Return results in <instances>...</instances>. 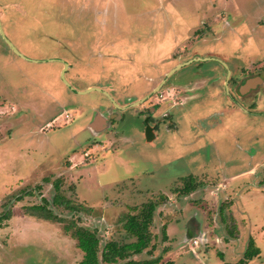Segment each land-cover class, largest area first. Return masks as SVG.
Instances as JSON below:
<instances>
[{"label":"rangeland","instance_id":"374dc122","mask_svg":"<svg viewBox=\"0 0 264 264\" xmlns=\"http://www.w3.org/2000/svg\"><path fill=\"white\" fill-rule=\"evenodd\" d=\"M3 1L14 6L0 2L8 39L39 59H57L23 60L0 34V264H79L82 260L83 252L63 223L25 212L26 207L42 203V198L50 201L56 214L97 229L101 248L109 241H135L124 226L128 216L154 201L158 205L150 230L156 245L153 257L162 256L159 264H236L244 258L250 238L261 253L246 264H264V117L260 116L264 113L249 112L251 116L244 120L234 112L231 118L226 114L216 120V116L210 119L212 126L205 123L188 136L168 137L164 149L156 142L141 143L142 139L134 140L137 147L127 149L125 139L119 141L112 134L94 139L87 127L91 110L88 103H79L101 97L95 92L80 97L78 91L100 84L113 86L123 96L131 61L118 59L113 52L97 53L98 46L105 45L104 31L116 32L115 24L104 28L105 22L123 19L119 16L124 12L107 7L118 0H99L100 8L93 6V0ZM127 1L131 10L151 5L148 11H129L140 14L130 20L157 18L152 0ZM242 3L237 10L244 17L232 22L227 21L226 10L214 9L215 15L207 19L213 36L206 53L224 55L222 46H226V57L234 61L240 54L250 66L255 46L252 27L264 0ZM183 10L185 17L195 21L198 7ZM121 30L126 38L142 34ZM111 41L114 52L122 50L121 37ZM259 47L264 51V40ZM260 57L264 59V54ZM64 63L70 64L65 77L74 91L61 79ZM216 86L212 97L217 99ZM263 110L264 102L259 107ZM191 175L203 186L183 197L182 181ZM24 190L33 194L16 200ZM58 192L87 210L72 212L53 205ZM7 212L9 218H3ZM151 257L145 251L132 258Z\"/></svg>","mask_w":264,"mask_h":264},{"label":"flooded vegetation","instance_id":"af4514ba","mask_svg":"<svg viewBox=\"0 0 264 264\" xmlns=\"http://www.w3.org/2000/svg\"><path fill=\"white\" fill-rule=\"evenodd\" d=\"M97 1L99 0H93V6L96 8L101 6ZM152 1L157 18L151 21L130 20V18L140 15L139 13L134 15L131 12L148 11L150 3L136 7L134 10H131L132 7L129 6L127 0H118L117 3L112 1L107 6L115 10V13L116 11L124 12V14L121 13L124 17L120 15L119 17L123 18L121 20L103 21L105 24L107 23L103 26L104 28L112 27L115 24L116 32H112L113 30L108 31L109 33L104 31L102 41L105 40V45L104 47L99 45L97 53L103 56L113 52L112 54L116 58L129 59L131 62L127 67L130 69L127 70V79L124 81L123 92H121L123 96L118 95V90L113 86L109 89L100 86V84L93 87L100 88L102 91L94 90L86 94H78L81 97L95 92L101 97V100L96 102L90 103L84 99L81 101L83 103H79V105L88 103V108L91 110H89L91 120L87 127L92 131L94 139L99 140L103 134L108 138L112 134L113 137L118 136L116 139L119 141L125 139L124 148L127 149L131 145L138 146L137 141L134 142L136 139H139V142L142 139L141 143L144 140L150 145L156 142L164 149L168 137L175 139L180 135L188 136L189 132H194L195 127L204 128L202 125L205 123L212 126L210 119H214L216 116L218 117L216 120L226 114L228 118H231L234 112L237 113V117L240 114V119L244 120L248 118L247 115L251 116V112L257 114L253 116L264 113V110L259 111L260 103L264 102V59L260 57L264 51H260L259 47L264 40V9L261 10V14L257 13L256 16L255 8H252L251 14L256 16V24L252 27V40L255 46L250 53L252 61L249 66L243 63L240 54L235 55L234 61L226 57L228 55L226 46H222L224 55L220 51H215L211 55L206 53L209 47H212L210 39L213 36L211 32L213 25L208 24L207 19L215 15V8L226 10V19L229 22L237 20L240 16L244 17L242 10H237V7L242 8L243 0ZM0 2L14 8L9 2L3 0ZM193 6L198 7L195 12V21L185 17L183 10L188 7L193 8ZM129 11L131 12L129 13ZM188 12L190 13V11ZM137 19L139 18L137 17ZM213 21L214 19L211 22ZM6 27L4 14L0 9V34L13 53L21 59L28 62L37 61L35 63H38L39 60L55 61L57 59H39L21 49L8 39ZM122 28L129 29V31L131 29L138 30L142 34L139 36L133 34L126 38L122 36ZM111 37L122 38V50L114 52ZM195 37L202 42L199 43L197 40L195 43L193 40ZM214 47L216 48V46ZM203 58H208V60H201ZM199 80H202L200 82L202 84H198ZM111 83L114 85L115 81H111ZM216 85L220 93V97L217 99L212 97L216 91ZM87 89L80 90V92ZM137 90H142V92L136 95ZM154 91L156 92L153 93ZM14 93L17 97L15 91ZM143 98L148 100L142 101ZM138 102L140 103L137 104ZM209 111L212 115L208 114ZM260 116L264 117V114ZM96 121L98 124L90 128V124ZM102 127L104 130L100 132ZM205 133L213 134L207 130ZM194 178L196 177L191 175L187 179H183V187L187 182H191V185L194 186L188 194L184 193L183 187H180L179 193H182L183 197H188L189 194L195 193L199 186H203V183L195 181ZM191 203L194 205L193 202ZM90 208L92 210L93 207ZM220 213L225 221L223 208ZM251 239L253 238H250L249 242ZM219 255L223 259L224 255L222 253ZM243 259L245 260V257Z\"/></svg>","mask_w":264,"mask_h":264},{"label":"trees","instance_id":"16d2710c","mask_svg":"<svg viewBox=\"0 0 264 264\" xmlns=\"http://www.w3.org/2000/svg\"><path fill=\"white\" fill-rule=\"evenodd\" d=\"M56 187L59 189L58 185ZM194 188L191 182H187L183 187L184 193L188 194ZM33 193L24 190L21 195H17L16 200H22L23 195H32ZM166 197H163V199ZM50 201L42 198V203L34 204L25 208V212L32 216H36L48 221H54L64 224V230L69 233L72 238L77 241L78 247L83 251L84 256L79 264H158L162 261V256L153 257L156 245L152 244L153 234L150 227L154 220L157 210V203L149 201L142 205L135 214H130L126 221L125 229L135 237V241L130 243L119 244L115 241L107 242L101 248V240L97 229H89L77 224L74 220H68L56 214L50 208ZM53 205L65 207L72 212H80L87 210L83 205L75 204L71 199L64 197L61 193H56L53 197ZM7 212L3 218H9ZM164 237L167 235L164 233ZM147 252L151 258L137 260L132 258L134 255ZM260 253V249L256 247L253 239L250 240L249 246L244 254L245 260L242 259L236 264H245Z\"/></svg>","mask_w":264,"mask_h":264},{"label":"water","instance_id":"95a60500","mask_svg":"<svg viewBox=\"0 0 264 264\" xmlns=\"http://www.w3.org/2000/svg\"><path fill=\"white\" fill-rule=\"evenodd\" d=\"M8 42H9V40H7ZM10 43V42H9ZM11 44V43H10ZM12 45V44H11ZM13 46V45H12ZM13 48H14V46H13ZM16 50V49H15ZM201 60H208V58H203V59H201ZM33 61V60H32ZM35 62H37V61H35ZM69 67V64L68 63H64V69L62 70V72H61V79H62V81L63 82H65L67 85H68V87L71 89V90H73L74 91V88L70 85V83L67 81V79H66V77H65V75H66V70H67V68ZM94 90H96V91H102L100 88H96V87H92V88H88L86 91H78V93L79 94H86V93H89V92H92V91H94ZM103 92H105V91H103ZM156 91H154L153 93H155ZM106 93V92H105ZM152 93V94H153ZM150 96V95H149ZM148 96V97H149ZM148 97H146V98H148ZM144 100H146V99H143L142 101H144ZM142 101H140V102H142ZM140 102H138L137 104H139ZM99 121V120H98ZM98 121H96V122H93V123H91V126L92 127H94V125H97L98 124ZM95 133V132H94Z\"/></svg>","mask_w":264,"mask_h":264},{"label":"built area","instance_id":"2783aa9c","mask_svg":"<svg viewBox=\"0 0 264 264\" xmlns=\"http://www.w3.org/2000/svg\"><path fill=\"white\" fill-rule=\"evenodd\" d=\"M66 113V112H65ZM70 115L68 114V113H66V117L68 118ZM89 155V153H88V151L85 153V156H88Z\"/></svg>","mask_w":264,"mask_h":264},{"label":"crops","instance_id":"0c3cea01","mask_svg":"<svg viewBox=\"0 0 264 264\" xmlns=\"http://www.w3.org/2000/svg\"><path fill=\"white\" fill-rule=\"evenodd\" d=\"M92 127V126H91Z\"/></svg>","mask_w":264,"mask_h":264}]
</instances>
